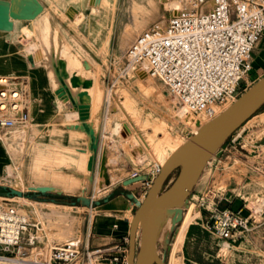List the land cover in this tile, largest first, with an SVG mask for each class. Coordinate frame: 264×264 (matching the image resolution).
I'll return each instance as SVG.
<instances>
[{"label": "rangeland", "instance_id": "1", "mask_svg": "<svg viewBox=\"0 0 264 264\" xmlns=\"http://www.w3.org/2000/svg\"><path fill=\"white\" fill-rule=\"evenodd\" d=\"M44 1L48 6L42 8L35 28L30 31L23 28L15 35V44L22 54L33 52V61L48 67L54 86L57 84L50 68V44L54 46V56L56 50L60 51L59 58L66 62L69 74L91 78L92 86L87 89L91 100L90 120L98 130L99 141L88 193L98 197L105 181L113 184L158 163L154 150L157 142L169 139L172 144L182 143L198 127L195 121L204 123L191 113L181 114L178 101L167 94L159 80L123 74L124 52L129 44L151 23L164 18L173 6L179 8L182 0ZM24 24L29 29L32 22L28 20ZM262 57L261 69L249 77V86L264 76V54ZM103 95L104 100L108 99L107 107L104 101V130L102 119L95 117V111L102 108ZM57 106L61 108L59 101ZM64 119L76 120L77 113L68 112ZM239 129V138L233 144L221 146L218 157L206 166L181 206L183 216L191 213L175 262L170 261V251L179 224H173L172 216L164 215L156 244L164 264H264V104ZM76 134L82 137L80 148L27 147L23 137V143L15 150L14 164L8 167L7 175L0 177V186L22 192V197H14L10 202L33 221H39L41 227L38 231L41 242L28 254H11V257H24L20 259L22 262L38 264L34 261L46 259L47 255L49 260L51 245L66 241L78 242L80 248L85 245L89 213L79 203L69 204L75 200L72 196H80L84 183L83 189L88 187L87 181L78 176L88 174L89 153L83 139L86 136ZM162 152L166 154L167 148ZM176 172L169 176L165 186ZM45 185L57 188L37 197L28 189ZM54 197L62 201L60 205L51 202ZM229 199L235 201L232 209L243 208L244 216H253L250 230L232 248H227L223 240L211 233L206 210L217 202L218 208H225V200Z\"/></svg>", "mask_w": 264, "mask_h": 264}, {"label": "built area", "instance_id": "2", "mask_svg": "<svg viewBox=\"0 0 264 264\" xmlns=\"http://www.w3.org/2000/svg\"><path fill=\"white\" fill-rule=\"evenodd\" d=\"M263 36L264 0H182L178 10L168 11L129 44L124 52L123 74L159 80L186 112L208 122L248 88L253 51ZM104 101L107 107L108 99ZM29 103L25 80L0 76V130L27 123ZM239 130L225 144H233L240 136ZM160 167L155 163L143 173H132V178L144 176L140 200ZM93 197L87 198L92 202ZM13 198L0 197L3 259L20 258L11 254H28L41 242L40 222L20 212L10 202ZM217 204L206 208L211 233L232 248L250 230L253 216H244L242 208L220 209ZM92 217L89 214V221ZM121 242L102 247H91L86 242L82 248L73 241L51 245L49 263L126 264L128 237Z\"/></svg>", "mask_w": 264, "mask_h": 264}, {"label": "water", "instance_id": "3", "mask_svg": "<svg viewBox=\"0 0 264 264\" xmlns=\"http://www.w3.org/2000/svg\"><path fill=\"white\" fill-rule=\"evenodd\" d=\"M40 5V4H39ZM42 11L40 10L38 14ZM50 28H53L50 23ZM12 24L5 29L0 23V30L9 31ZM50 68L52 69L56 88L53 95L62 104H68L70 112L77 113L74 123L65 126L66 131L84 133L85 146L89 153L86 162L87 175H78L87 181L88 188L93 182L96 169L99 133L90 120V97L87 89L92 81L76 73L69 74L66 62L54 56V46L50 44ZM32 63V58H28ZM76 89V92H72ZM264 104V76L249 86L232 104L212 120L201 126L186 142L174 150L160 167L150 188L142 200L136 202V208L128 229L126 264H164L156 249L158 228L164 215L172 216L173 223H179L182 217L181 206L185 203L192 189L198 182L206 164L219 148ZM101 110L95 117L100 119ZM82 151V150H79ZM176 175L168 186L165 182L174 172ZM138 175L122 182L127 186L143 181ZM108 180L105 185H108ZM33 197L53 192L50 186L28 187ZM0 197H22V192L13 188L0 186ZM54 202L55 199H52ZM76 202L82 206H90L89 198L81 195ZM74 205V202H72Z\"/></svg>", "mask_w": 264, "mask_h": 264}, {"label": "crops", "instance_id": "4", "mask_svg": "<svg viewBox=\"0 0 264 264\" xmlns=\"http://www.w3.org/2000/svg\"><path fill=\"white\" fill-rule=\"evenodd\" d=\"M37 1L42 8L48 6V3L44 0ZM40 15L30 20L32 24L29 29L28 25L24 24L28 20H14L11 31L0 30V76L17 77L25 80L30 99L28 122L17 125L12 129L0 130V177L7 175L8 167H12L14 164V153L23 143V137H25L27 147L33 145L37 147H57L59 149L60 147H79L78 144H81L80 139L82 137L79 134L65 130V126L74 123L75 120L66 121L64 119V115L70 112L68 104L59 102L61 108L57 106L58 100L53 95V90L56 86H54L50 78L48 67L35 63L31 56L33 52L22 54L15 44V35L23 28H26L25 30L27 31L33 30L38 17H41ZM47 19L50 25L51 18L48 17ZM263 54L264 36L257 43L253 51L251 77L255 76L261 69ZM29 57L32 58V63L29 62ZM257 80L255 79L253 83ZM101 104L100 119H102V128L104 130V95ZM98 110L99 108L95 113ZM219 152L220 150L216 152L210 163L218 157ZM130 178H132L131 175L124 176L118 182L105 186L101 196L98 197H95L93 193L89 194L88 187L83 189L84 185H86L85 183L81 188L80 196H94L91 205L88 207L84 206L87 213L93 216L88 223L85 235V242H88L91 247L121 245L123 244L121 242L122 238L128 237L130 220L136 208V202L140 201L141 196H139V193L141 192L142 185L141 181L127 186L122 184L123 181ZM72 197H75V200L72 201L74 205L72 202L69 204L70 206H75L78 204L76 198L79 196ZM52 199H55V201L53 202ZM52 199L51 202L57 205H60L62 202L56 197ZM225 201V205L230 208L235 203L233 199ZM159 233L160 226L158 228L157 241Z\"/></svg>", "mask_w": 264, "mask_h": 264}, {"label": "bare ground", "instance_id": "5", "mask_svg": "<svg viewBox=\"0 0 264 264\" xmlns=\"http://www.w3.org/2000/svg\"><path fill=\"white\" fill-rule=\"evenodd\" d=\"M173 9L178 10L179 8H176L175 6H173ZM39 10H40V5H39V2L37 0H0V23L2 24V26L5 29H7L8 26H10L11 24L13 25L14 20H33V19H35L40 14V13L38 14ZM141 78H145V77H143V75H142ZM180 113L184 114L187 112L184 110V108L181 107ZM205 123H207V122L199 124L197 121H195V124L198 127L193 130V134L201 126H203ZM113 132L116 133V129H114ZM186 141H183L182 143H180V141H179L177 144H172L170 142V140L167 139L165 142H157L156 144L154 143L155 144L154 150L158 154V158H159L158 164H160L162 166V164L167 159V157L174 150H176L179 146H181ZM165 148H167L166 154H165V152L164 153L162 152L165 150ZM153 154H154V152H153ZM51 177L53 178L54 176L52 175ZM47 179H49V178H47ZM53 181H54V179H53ZM55 184H57V183H55ZM45 186L57 188V186H55V185H45ZM189 211H191V210H189ZM190 213L191 212H187L184 214V216L182 215L183 218L181 217V220L178 223L179 225L176 229V234H175L174 240H173L172 245H171V251H170V261L171 262L176 261L175 260V257H176L175 253L179 250L178 248H179L180 241H181L182 236H183L184 232L186 231V228H187L188 223H189ZM173 224H175V223H173ZM21 258L24 259V257H20V258H16V259L0 258V262L4 263V264H29V263L22 262L20 260ZM34 262L38 263V264H50L49 260H48V255H47L46 259L41 258V260L34 261Z\"/></svg>", "mask_w": 264, "mask_h": 264}]
</instances>
